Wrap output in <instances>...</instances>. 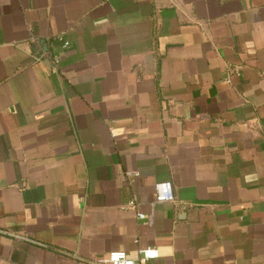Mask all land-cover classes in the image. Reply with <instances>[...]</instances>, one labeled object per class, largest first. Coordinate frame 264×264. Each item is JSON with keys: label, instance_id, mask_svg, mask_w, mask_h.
Listing matches in <instances>:
<instances>
[{"label": "crops", "instance_id": "1", "mask_svg": "<svg viewBox=\"0 0 264 264\" xmlns=\"http://www.w3.org/2000/svg\"><path fill=\"white\" fill-rule=\"evenodd\" d=\"M148 247L264 264V0H0V264Z\"/></svg>", "mask_w": 264, "mask_h": 264}, {"label": "built area", "instance_id": "2", "mask_svg": "<svg viewBox=\"0 0 264 264\" xmlns=\"http://www.w3.org/2000/svg\"><path fill=\"white\" fill-rule=\"evenodd\" d=\"M60 40L63 41L61 37ZM69 42L64 41V47L67 48ZM55 67H58L61 63L59 56H54L52 60ZM129 176H138V172H129ZM156 190V202L157 203H173L175 201V192L172 182L165 181L159 182L155 186ZM128 206L135 208V201H131ZM136 216L140 220H144L146 215L143 213H136ZM17 238H22L15 236ZM159 257V250L156 247H148L140 250V258L138 260L128 257L125 251H113L109 254L108 258L104 261V264H146L148 261L157 259Z\"/></svg>", "mask_w": 264, "mask_h": 264}]
</instances>
